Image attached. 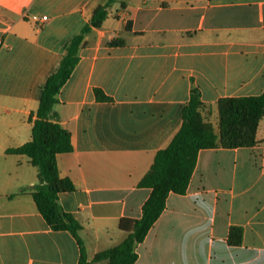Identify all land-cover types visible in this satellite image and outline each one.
<instances>
[{"label": "crops", "instance_id": "obj_1", "mask_svg": "<svg viewBox=\"0 0 264 264\" xmlns=\"http://www.w3.org/2000/svg\"><path fill=\"white\" fill-rule=\"evenodd\" d=\"M108 1L0 0V264L79 263L76 238L37 209V168L7 151L32 140L42 87ZM85 41L54 112L73 146L57 157L75 186L59 204L83 227L91 261L126 239L121 219L142 217L151 189L139 183L180 130L193 86L216 129L221 99L264 94V0H115ZM257 140L199 153L186 194L169 195L135 264H264V118Z\"/></svg>", "mask_w": 264, "mask_h": 264}, {"label": "trees", "instance_id": "obj_2", "mask_svg": "<svg viewBox=\"0 0 264 264\" xmlns=\"http://www.w3.org/2000/svg\"><path fill=\"white\" fill-rule=\"evenodd\" d=\"M114 3L115 0H109L94 10L90 22L70 41L59 69L42 87L38 109L29 118L33 123L32 140L7 151L11 155L27 157L30 164L37 168L38 181L32 192L34 202L53 231H66L76 238L81 251L78 264H135L138 259L136 248L145 241L149 231L165 211L169 195L186 194L199 153L208 149L256 146L258 126L264 118V94L224 98L218 102L219 121L216 129L204 119L201 113L202 95L193 86L190 100L182 111L180 130L171 143L157 153L151 169L139 183L140 188L151 189V195L142 207V217L121 219L119 229L126 233V239L120 245L98 253L89 261L79 236L83 227L59 204L60 194L73 192L75 186L70 179L60 177L57 157L71 153L73 146L70 133L62 127L54 108L60 103L59 94L80 61L81 50L86 46V36L101 29L108 17V10ZM123 43L119 40L110 45ZM94 94L99 102L112 101L100 89H95ZM242 234L241 228H232L230 242L240 244Z\"/></svg>", "mask_w": 264, "mask_h": 264}, {"label": "built area", "instance_id": "obj_3", "mask_svg": "<svg viewBox=\"0 0 264 264\" xmlns=\"http://www.w3.org/2000/svg\"><path fill=\"white\" fill-rule=\"evenodd\" d=\"M34 20L39 21V19H37V17H34ZM47 20H48V17L45 16V17H42L40 21L45 22V21H47Z\"/></svg>", "mask_w": 264, "mask_h": 264}]
</instances>
